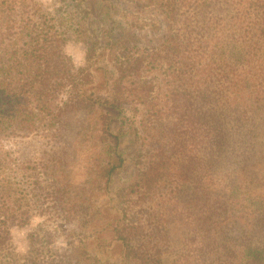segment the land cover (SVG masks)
Returning <instances> with one entry per match:
<instances>
[{"label":"trees","instance_id":"16d2710c","mask_svg":"<svg viewBox=\"0 0 264 264\" xmlns=\"http://www.w3.org/2000/svg\"><path fill=\"white\" fill-rule=\"evenodd\" d=\"M63 1L37 21L41 5L0 0V264H264V0ZM75 131L81 196L66 171L22 192L35 175L6 140ZM126 164L105 215L96 191ZM37 190L59 215L96 203L84 247H16Z\"/></svg>","mask_w":264,"mask_h":264},{"label":"rangeland","instance_id":"374dc122","mask_svg":"<svg viewBox=\"0 0 264 264\" xmlns=\"http://www.w3.org/2000/svg\"><path fill=\"white\" fill-rule=\"evenodd\" d=\"M31 3L39 6L41 5L42 7V12L40 11L39 14L43 15H36L37 21H47L53 16L55 9L62 8V10H65L63 7V0H32ZM153 13L154 11L149 10L143 14L146 16ZM38 16L42 17L39 18ZM65 51L72 57L76 67L83 68L87 65L86 46L82 41L71 39L66 44ZM91 69H93L92 74L96 77L98 76V72L101 71L95 60L92 63ZM76 131L71 135H65L63 138L54 137V139H49L41 134H32V136L26 137L20 133L12 140L10 139V141L6 140L3 146L4 152L12 153L17 158V162L19 166L23 168V171L35 175L31 180H27L25 176L18 177L19 185L22 186L21 191L26 190L25 188L30 185V181L39 182L38 185L42 187L46 184H48L49 187V184L53 182V187L56 181L61 180L57 176L62 173L64 174L63 171H66L71 183L75 182V186L78 187L77 192L81 196V191L85 186L84 180L87 178V170L79 160V153L73 149L74 138L78 133ZM124 148L126 154H130L129 152L132 150V145L126 142ZM59 161H61V164H58ZM46 168H48L47 171ZM133 178L134 169L130 164H126V167L114 176L110 184L109 193L105 190L96 191L95 198L98 202L105 204L102 208L103 214L106 215L108 212L107 202L112 200L111 198L115 196L118 188L128 184ZM45 191H47L46 188ZM42 193L43 190H37L35 192L36 195H34L31 201V208H33V211L30 224L17 225L13 228L16 247L21 252H26L29 246L35 243L41 250L44 247H49L63 253L69 250L71 247L70 242L75 240H77V243L74 244L76 247H84L83 242L87 240V235L90 233V231L86 229V221H88L89 213L96 211V203L92 202L94 206L92 205L89 211L85 209L87 205L84 203V205H80L82 207L72 209L71 212L66 208L64 212L62 211L63 215H59L60 212H56V208L54 207V204H56L55 195L47 197V195ZM50 194L53 195L54 192H50ZM74 197L75 196L67 194L63 195L65 200H74ZM84 198V196L81 197V204ZM43 212H45V216H41ZM85 252L84 257L90 260L89 255H87V253L85 254Z\"/></svg>","mask_w":264,"mask_h":264}]
</instances>
